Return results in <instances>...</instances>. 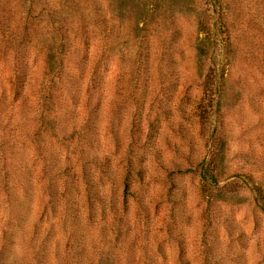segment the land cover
Wrapping results in <instances>:
<instances>
[{
  "label": "rangeland",
  "instance_id": "1",
  "mask_svg": "<svg viewBox=\"0 0 264 264\" xmlns=\"http://www.w3.org/2000/svg\"><path fill=\"white\" fill-rule=\"evenodd\" d=\"M243 2L0 0V260L264 264V135L234 111L264 77Z\"/></svg>",
  "mask_w": 264,
  "mask_h": 264
},
{
  "label": "clouds",
  "instance_id": "2",
  "mask_svg": "<svg viewBox=\"0 0 264 264\" xmlns=\"http://www.w3.org/2000/svg\"><path fill=\"white\" fill-rule=\"evenodd\" d=\"M106 7V5H105ZM199 7H202L200 5ZM237 25L238 31L243 35L249 44H264V37L257 38L258 31H264V0H244L240 7V19L238 21H233ZM131 23V22H130ZM141 27L143 25L141 24ZM247 52V50H245ZM192 54L189 53V56ZM262 70H264V57H262L261 61ZM192 83V81H189ZM202 83V82H200ZM264 89V77H260L259 85H253V90L255 88ZM253 90L244 91L241 98L236 103V107L234 109L235 112L239 113L242 117V131H247L248 129H257V125L260 127L256 130L257 135H264V111L259 113L251 112L248 109V101L249 98L254 94ZM239 91V90H238ZM192 96L193 106L195 103H198L200 100V92L197 90V85L193 84V90L190 93ZM191 110V109H190ZM101 133L103 132V127L100 126L98 129ZM119 137L121 143L126 148L128 143L127 137V125L125 122V126L122 129L118 130ZM103 135L99 137V139H103ZM110 140V138H109ZM124 153L120 152L118 155H113L112 159L114 162V171L115 165L119 163L123 158ZM103 153L97 150L93 153L91 159L99 158L100 162H103ZM4 243L0 241V249L4 247ZM20 251L19 248L12 249L10 246L8 247L7 254L4 259L0 260V264H16L19 260V256L16 254Z\"/></svg>",
  "mask_w": 264,
  "mask_h": 264
},
{
  "label": "trees",
  "instance_id": "3",
  "mask_svg": "<svg viewBox=\"0 0 264 264\" xmlns=\"http://www.w3.org/2000/svg\"><path fill=\"white\" fill-rule=\"evenodd\" d=\"M202 26H204V29H205L206 26L204 25V23H203ZM204 29H203V30H204ZM205 32H206V33H204V34H206V37L209 36V33H212V31L210 32V31H208V30H206ZM208 81L211 82L210 80H208ZM213 82H214L215 84H217V80H215V81H213Z\"/></svg>",
  "mask_w": 264,
  "mask_h": 264
}]
</instances>
